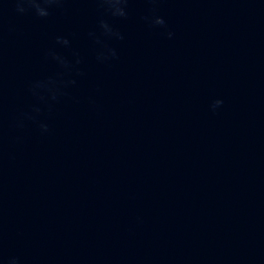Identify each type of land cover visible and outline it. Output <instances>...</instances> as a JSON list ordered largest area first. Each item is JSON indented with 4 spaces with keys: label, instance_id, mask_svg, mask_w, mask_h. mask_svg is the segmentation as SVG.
<instances>
[{
    "label": "water",
    "instance_id": "water-1",
    "mask_svg": "<svg viewBox=\"0 0 264 264\" xmlns=\"http://www.w3.org/2000/svg\"><path fill=\"white\" fill-rule=\"evenodd\" d=\"M18 2L0 264H264V0Z\"/></svg>",
    "mask_w": 264,
    "mask_h": 264
},
{
    "label": "clouds",
    "instance_id": "clouds-1",
    "mask_svg": "<svg viewBox=\"0 0 264 264\" xmlns=\"http://www.w3.org/2000/svg\"><path fill=\"white\" fill-rule=\"evenodd\" d=\"M57 0H48V3H56ZM155 2V0H154ZM25 0H19L17 3V9L19 12H24L25 11V6H24ZM27 3L37 9L38 15L40 16H47L48 15V10L46 7L42 6L37 2V0H27ZM110 3L112 4V7L114 8V14L119 15V16H126L127 13L125 11V7L123 6L126 3V0H110ZM149 23L152 26H158L162 29L166 30V35L169 39H172L174 36V33L168 29V25L164 17L162 16H154L152 18H149ZM107 27V26H105ZM64 44H68L67 40L63 41ZM113 56H115V52L112 53ZM223 100L217 99L212 105L211 109L212 111H216L222 104ZM36 112H39V109H35ZM31 118V117H29ZM20 126H23L22 123ZM40 129L43 133H47L49 131V125L47 123H41L40 124ZM9 264H18V261L16 258H12L9 261Z\"/></svg>",
    "mask_w": 264,
    "mask_h": 264
}]
</instances>
